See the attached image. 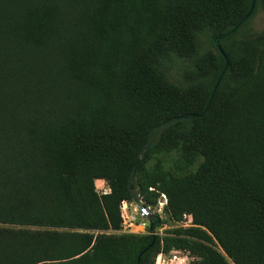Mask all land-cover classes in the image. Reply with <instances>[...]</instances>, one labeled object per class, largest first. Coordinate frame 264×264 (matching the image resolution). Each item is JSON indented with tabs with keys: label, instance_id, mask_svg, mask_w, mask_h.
Segmentation results:
<instances>
[{
	"label": "trees",
	"instance_id": "obj_1",
	"mask_svg": "<svg viewBox=\"0 0 264 264\" xmlns=\"http://www.w3.org/2000/svg\"><path fill=\"white\" fill-rule=\"evenodd\" d=\"M251 2L0 0V264H264V0L220 42L207 115L168 128L138 172L146 206L165 195L169 223L192 226L147 251L149 234L117 233L140 150L204 111L214 39Z\"/></svg>",
	"mask_w": 264,
	"mask_h": 264
},
{
	"label": "water",
	"instance_id": "obj_2",
	"mask_svg": "<svg viewBox=\"0 0 264 264\" xmlns=\"http://www.w3.org/2000/svg\"><path fill=\"white\" fill-rule=\"evenodd\" d=\"M255 7H256V0H252L251 7H250V10L248 11V13L230 30V32H228L226 34L218 35L214 39V42H213L214 49L223 57V59L225 61V66H224V69L220 73V75H219V77H218V79H217V81L213 87V90L209 96V99L207 101V104L205 106L204 111L200 114H188V115L178 116V117H174V118L167 120L166 122H164L159 127V129L154 134V136L140 150L138 158H137V160H136V162L132 168L131 176L128 180V189L131 193L132 205L138 209L141 218L148 223V230H149V235L152 238V244L150 246H148V248L145 251L151 249L153 247V245L155 244L156 239H157L156 228L160 224V218L158 216H156L155 214H153L151 212V209L148 208L146 206V204L144 203V201L142 199V187L138 181V172H139L140 166L143 164V162L145 160L146 152L148 150L154 148L155 146H157L160 143L163 135L165 134L167 129L170 128L171 126L178 124L182 121L198 119V118H202L205 115H207V113L209 112L211 103L213 101V98L215 96V93L218 90V88L222 82V79L225 76V74L228 70V67H229L228 56L226 55V53L222 49L220 42L222 40L228 39L233 34H235L237 32V30L252 16V14L255 10ZM141 256H142V254H140L138 257V264H141Z\"/></svg>",
	"mask_w": 264,
	"mask_h": 264
},
{
	"label": "built area",
	"instance_id": "obj_3",
	"mask_svg": "<svg viewBox=\"0 0 264 264\" xmlns=\"http://www.w3.org/2000/svg\"><path fill=\"white\" fill-rule=\"evenodd\" d=\"M97 182H102L104 185V187H102L101 190L98 191L99 194L106 195L110 192L104 180H98ZM149 190L155 191L153 188H150ZM167 203V197L165 195H161L157 204V206L159 207V213H164V209L167 206ZM130 207H133L135 209L134 211L138 213L136 207H134L131 202L124 201L122 203L121 216L123 219V224L119 234L139 236L149 234L148 223L144 220L138 221V218L131 213ZM190 226H192V216L184 215L183 220L178 223L177 227L187 228ZM193 260L194 259L190 256L188 252L181 250H172L168 253H159L155 257L154 264H192Z\"/></svg>",
	"mask_w": 264,
	"mask_h": 264
},
{
	"label": "rangeland",
	"instance_id": "obj_4",
	"mask_svg": "<svg viewBox=\"0 0 264 264\" xmlns=\"http://www.w3.org/2000/svg\"><path fill=\"white\" fill-rule=\"evenodd\" d=\"M251 27L253 29L254 32H261L264 30V11L260 10L252 19L251 21ZM154 164L153 161H150L148 166L152 167ZM97 189L98 191L101 190L102 187H104L102 182H97L96 183ZM137 209V208H136ZM135 209L133 207H130V211L131 213L136 216L138 218V221H142L143 219L141 218L139 211L138 213L134 211ZM159 207H153L151 212L153 214H155L156 216H159L161 221H162V225L156 228V234L157 236H164L165 234H167L168 232H170L171 230H174L175 226H172L171 223H169V220L167 219L165 213H159L158 212ZM117 233H120L117 232Z\"/></svg>",
	"mask_w": 264,
	"mask_h": 264
}]
</instances>
